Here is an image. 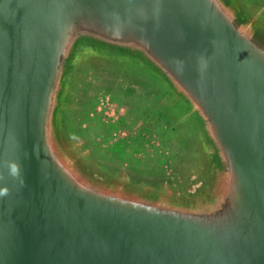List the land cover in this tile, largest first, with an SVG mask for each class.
I'll return each instance as SVG.
<instances>
[{
	"label": "water",
	"instance_id": "95a60500",
	"mask_svg": "<svg viewBox=\"0 0 264 264\" xmlns=\"http://www.w3.org/2000/svg\"><path fill=\"white\" fill-rule=\"evenodd\" d=\"M262 10L0 0V264H264ZM103 76L187 138L192 176L139 184L104 153L82 93Z\"/></svg>",
	"mask_w": 264,
	"mask_h": 264
},
{
	"label": "rangeland",
	"instance_id": "374dc122",
	"mask_svg": "<svg viewBox=\"0 0 264 264\" xmlns=\"http://www.w3.org/2000/svg\"><path fill=\"white\" fill-rule=\"evenodd\" d=\"M256 1L264 12V2ZM102 91L108 92L111 96H113L112 94L126 95L128 100H119V96V98L111 97L99 102L97 94ZM126 92L128 93L124 94ZM82 93L86 97V105L90 108L88 118L93 126L97 144L105 151L104 153L111 154L118 160L119 164L127 165L130 180L150 186L159 183L158 181L156 184H150L142 179L133 178L129 173V168L148 169L158 164V161H161L160 154L162 148H165L166 140H168L171 151H174V141L177 143L180 141L184 148L182 164L177 171L171 173L182 176L187 170L190 176L194 174L197 158L194 164L195 156L190 142L173 127L174 125L172 126L170 120H166L154 110L149 100L142 99L141 91L117 84L111 77L103 76L97 81L85 85ZM151 151L158 154L153 159L145 156ZM118 170L120 169L118 168Z\"/></svg>",
	"mask_w": 264,
	"mask_h": 264
},
{
	"label": "flooded vegetation",
	"instance_id": "af4514ba",
	"mask_svg": "<svg viewBox=\"0 0 264 264\" xmlns=\"http://www.w3.org/2000/svg\"><path fill=\"white\" fill-rule=\"evenodd\" d=\"M260 1V0H258ZM261 2H264V0H261ZM116 93V92H112ZM128 92L124 93L127 94ZM98 101H103L106 98H119V100H128L126 95L121 96L120 94H117L118 96L112 94L113 96L109 95V93L102 91L99 92L98 94ZM177 140V139H175ZM174 151L169 150L167 159L165 160L166 162L160 166L159 168L155 169H150V168H137V167H130L129 168V173H131V176L136 179H142L143 181L150 183V184H156L161 178H163L164 173L167 171L174 172L177 171L179 168L180 164H182L183 158H184V148L183 144L178 141H174Z\"/></svg>",
	"mask_w": 264,
	"mask_h": 264
},
{
	"label": "crops",
	"instance_id": "0c3cea01",
	"mask_svg": "<svg viewBox=\"0 0 264 264\" xmlns=\"http://www.w3.org/2000/svg\"><path fill=\"white\" fill-rule=\"evenodd\" d=\"M254 1H256V0H254ZM166 145H167V147H166ZM164 146H165V148H162V151H161V154H160L161 155V157H160L161 158V161L159 160L158 161V164H156L155 166L151 167L150 169L159 168L160 166H162L166 162L165 160L167 159V155H168V152H169V143H168V140H166V143H165ZM156 155H158L156 152L151 151L148 155H145V156H148V158L153 159L154 157H156Z\"/></svg>",
	"mask_w": 264,
	"mask_h": 264
},
{
	"label": "clouds",
	"instance_id": "9594fccd",
	"mask_svg": "<svg viewBox=\"0 0 264 264\" xmlns=\"http://www.w3.org/2000/svg\"><path fill=\"white\" fill-rule=\"evenodd\" d=\"M21 174L20 167L13 163L9 166V175L13 178L19 177ZM0 179H3V177H0ZM21 183H23V180L21 179ZM9 194V190L7 187L0 188V197L7 196Z\"/></svg>",
	"mask_w": 264,
	"mask_h": 264
}]
</instances>
